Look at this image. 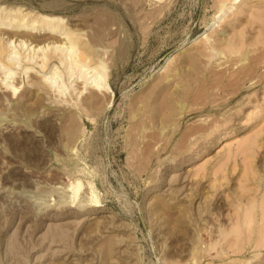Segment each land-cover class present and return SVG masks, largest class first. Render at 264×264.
<instances>
[{
    "label": "rangeland",
    "instance_id": "374dc122",
    "mask_svg": "<svg viewBox=\"0 0 264 264\" xmlns=\"http://www.w3.org/2000/svg\"><path fill=\"white\" fill-rule=\"evenodd\" d=\"M263 200L264 0H0V264H264Z\"/></svg>",
    "mask_w": 264,
    "mask_h": 264
},
{
    "label": "bare ground",
    "instance_id": "6f19581e",
    "mask_svg": "<svg viewBox=\"0 0 264 264\" xmlns=\"http://www.w3.org/2000/svg\"><path fill=\"white\" fill-rule=\"evenodd\" d=\"M45 18V17H44ZM47 18V17H46ZM46 18H45V20H46ZM50 19V18H49ZM48 18H47V20H49ZM50 20H52V19H50ZM2 24H4L3 22H2ZM12 24V23H11ZM5 25V24H4ZM19 26L20 27H22V29H24V30H31V33H30V35L28 34V36H31L32 38H34V39H36V42L38 41V42H47L49 39H48V37H46V36H44V35H42L43 33H45V34H48L49 36H56L57 37V40H65L66 38H67V36L69 37V33H66L65 31H63L62 32V34L63 35H56L54 32H53V30H52V26L53 25H51L50 23H48L47 24V22H42L41 24H36V22H33V21H31V22H20V24H19ZM42 28V29H44L43 31H37V29H39V28ZM51 27V28H50ZM42 32V34H40ZM54 33V34H53ZM44 36V37H43ZM31 37H29L30 39H31ZM32 40V39H31ZM32 41H35V40H32ZM49 42V41H48ZM232 49V51L233 52H236L237 50L235 49V47H233V48H231ZM241 54V53H240ZM247 58V57H246ZM245 58V59H246ZM44 65H46V63L44 64L43 63V66ZM35 84V83H34ZM39 84V88L38 89H40V83H38ZM42 84V83H41ZM36 85V84H35ZM41 87L43 88L44 86H42L41 85ZM41 88V89H42ZM40 89V90H41ZM45 89H47V88H45ZM42 91H44L43 89H42ZM47 91V90H46ZM50 91V90H49ZM45 92V91H44ZM44 92L42 93V96L44 95L45 96V94H44ZM40 93V92H39ZM46 93V92H45ZM48 94V93H47ZM47 96V95H46ZM50 97V96H49ZM42 98H45V97H42ZM51 99V98H50ZM47 100V99H46ZM254 206H255V203H253L251 206H248V209L246 210V212H245V215H244V223L250 228L251 227V224H252V222H253V220H254ZM244 211V210H243ZM261 212H262V224H261V229H260V233H259V235H258V240L259 241H263L264 242V200L262 201V209H261ZM239 226V225H238ZM237 231L235 232L237 235H241V231L242 230H240L239 228H237L236 229ZM257 240V239H256Z\"/></svg>",
    "mask_w": 264,
    "mask_h": 264
}]
</instances>
